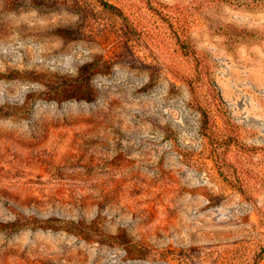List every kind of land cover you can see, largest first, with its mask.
Here are the masks:
<instances>
[{"label": "rangeland", "instance_id": "374dc122", "mask_svg": "<svg viewBox=\"0 0 264 264\" xmlns=\"http://www.w3.org/2000/svg\"><path fill=\"white\" fill-rule=\"evenodd\" d=\"M0 264H264V0H0Z\"/></svg>", "mask_w": 264, "mask_h": 264}]
</instances>
